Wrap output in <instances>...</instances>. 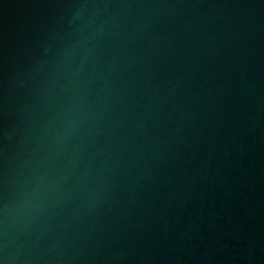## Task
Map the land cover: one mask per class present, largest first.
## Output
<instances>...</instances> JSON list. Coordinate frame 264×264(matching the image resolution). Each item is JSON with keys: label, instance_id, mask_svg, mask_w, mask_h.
<instances>
[{"label": "water", "instance_id": "1", "mask_svg": "<svg viewBox=\"0 0 264 264\" xmlns=\"http://www.w3.org/2000/svg\"><path fill=\"white\" fill-rule=\"evenodd\" d=\"M0 264H264V0H0Z\"/></svg>", "mask_w": 264, "mask_h": 264}]
</instances>
